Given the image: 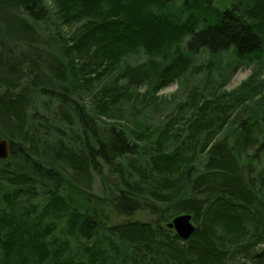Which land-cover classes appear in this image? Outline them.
<instances>
[{"label": "trees", "instance_id": "16d2710c", "mask_svg": "<svg viewBox=\"0 0 264 264\" xmlns=\"http://www.w3.org/2000/svg\"><path fill=\"white\" fill-rule=\"evenodd\" d=\"M251 61L264 0H0V264H264V108L237 114L264 84L220 92ZM175 82L190 91L156 120ZM94 174L122 222L79 202Z\"/></svg>", "mask_w": 264, "mask_h": 264}, {"label": "rangeland", "instance_id": "374dc122", "mask_svg": "<svg viewBox=\"0 0 264 264\" xmlns=\"http://www.w3.org/2000/svg\"><path fill=\"white\" fill-rule=\"evenodd\" d=\"M233 0H214V4L221 9L230 8L232 6ZM232 52H228L224 54L221 58L222 61H224V64L227 65L232 61ZM211 59V56L207 52H201L196 57L197 64H203L208 62V60ZM140 60V59H138ZM142 60V59H141ZM234 68V67H233ZM233 69H228L227 74H231L230 78L227 79L225 85L220 89V92L227 93L228 95L235 93L236 91L242 89V88H249V86H255V85H262L264 84V64H259L258 62L251 61L249 63H243L242 66H239L236 72L232 71ZM219 75V74H218ZM247 83V84H246ZM185 84V83H184ZM244 84H246L247 87H244ZM190 90L186 88L185 85H181L178 82H175L171 84L170 86L164 88L161 90L155 98L154 107L149 111L150 115L154 114L157 118H160V113L166 112L167 109H173V107L176 105V103L182 102L184 99H186L187 93ZM261 94L254 96L253 101L248 102L244 104L242 107L239 108L237 111L240 112L241 110H246L245 115L249 116L250 111L254 110L257 112V114L262 113V109L264 107H259L257 105L258 100L264 95V89L261 90ZM147 92H149V89L147 86H142L141 88L137 90H133L134 95L137 97H144ZM135 101V100H134ZM133 110H138L141 106L139 101H135ZM142 107V106H141ZM129 114V113H128ZM144 114V113H143ZM133 115V114H132ZM131 115V116H132ZM107 121V120H106ZM112 121V120H108ZM253 155V154H252ZM8 159V158H7ZM255 163V159L251 158L250 164L251 166ZM111 182H106L103 180L102 177H100L97 174H94L92 179L89 182L83 183V189L86 190V192L89 193V196H81L78 197L79 202L85 203L88 206L98 207L99 209L105 208L108 212L111 213L113 216L112 220L114 223L122 222L124 220V217L119 216L117 212H113L111 207L108 206L107 198L111 197L114 192H116V183L115 179L113 177L110 178ZM135 219L140 220H149V217L145 213H138L134 217ZM66 227L65 226H59L58 233L59 236L66 238ZM264 246H258L255 249L256 251H260L263 249ZM124 259H117L112 258L110 261V264H124ZM252 261L251 259H245L243 256L239 259V261L236 262V264L240 263H247L250 264Z\"/></svg>", "mask_w": 264, "mask_h": 264}, {"label": "water", "instance_id": "95a60500", "mask_svg": "<svg viewBox=\"0 0 264 264\" xmlns=\"http://www.w3.org/2000/svg\"><path fill=\"white\" fill-rule=\"evenodd\" d=\"M11 153L10 143L8 140L0 141V160H6ZM168 228L176 232L183 240H188L196 232L197 227L193 223V217L190 214H182L168 223Z\"/></svg>", "mask_w": 264, "mask_h": 264}, {"label": "flooded vegetation", "instance_id": "af4514ba", "mask_svg": "<svg viewBox=\"0 0 264 264\" xmlns=\"http://www.w3.org/2000/svg\"><path fill=\"white\" fill-rule=\"evenodd\" d=\"M261 246H264V245H261Z\"/></svg>", "mask_w": 264, "mask_h": 264}]
</instances>
